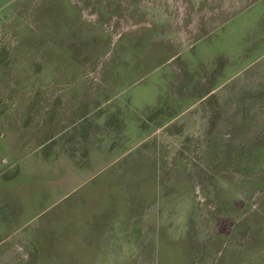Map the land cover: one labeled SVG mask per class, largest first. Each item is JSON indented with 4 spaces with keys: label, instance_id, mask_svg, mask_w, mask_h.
Here are the masks:
<instances>
[{
    "label": "rangeland",
    "instance_id": "1",
    "mask_svg": "<svg viewBox=\"0 0 264 264\" xmlns=\"http://www.w3.org/2000/svg\"><path fill=\"white\" fill-rule=\"evenodd\" d=\"M234 2L0 0V264H264Z\"/></svg>",
    "mask_w": 264,
    "mask_h": 264
},
{
    "label": "crops",
    "instance_id": "2",
    "mask_svg": "<svg viewBox=\"0 0 264 264\" xmlns=\"http://www.w3.org/2000/svg\"><path fill=\"white\" fill-rule=\"evenodd\" d=\"M222 22L218 30L224 31L223 42L231 52L229 58L242 61L239 65L247 68L246 70L255 66L264 68V0L234 2L230 6V12L225 11ZM51 196L53 195L45 193L44 203L38 206L44 207L41 212L53 207V201H49V198H53Z\"/></svg>",
    "mask_w": 264,
    "mask_h": 264
}]
</instances>
